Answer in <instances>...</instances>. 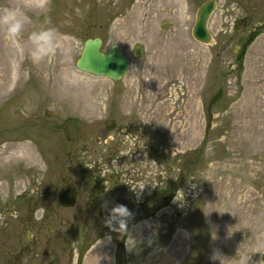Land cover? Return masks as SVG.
<instances>
[{
	"label": "rangeland",
	"instance_id": "1",
	"mask_svg": "<svg viewBox=\"0 0 264 264\" xmlns=\"http://www.w3.org/2000/svg\"><path fill=\"white\" fill-rule=\"evenodd\" d=\"M216 4L212 40L202 43L191 34V0H49L43 10L0 0L30 18L15 41L0 30V264H115L122 230L94 242L98 226L59 204L60 175L106 134V117L124 123L141 101L136 110L161 111L163 124L135 146L126 135V205L163 192L126 231L127 264H264V0ZM48 27L59 47L34 64L28 37ZM254 31L239 65L235 44ZM94 36L129 58L122 79L76 68Z\"/></svg>",
	"mask_w": 264,
	"mask_h": 264
},
{
	"label": "flooded vegetation",
	"instance_id": "2",
	"mask_svg": "<svg viewBox=\"0 0 264 264\" xmlns=\"http://www.w3.org/2000/svg\"><path fill=\"white\" fill-rule=\"evenodd\" d=\"M191 1L193 6L196 5L193 17V29L196 22L198 10L200 6L207 0H202L198 4L197 0ZM216 7V0H214V10L212 14L216 10ZM211 15L209 16L207 21V28L212 37V32L209 29V20ZM237 20L238 19L234 18L233 22L236 28L238 27V21L244 26L247 25V19L241 18L238 21ZM226 26L227 25H225V27ZM94 37L101 38L100 36ZM101 40L103 45V38H101ZM224 43H226V40L223 39L221 35L217 36L215 44ZM244 43L245 42L241 41L235 44V47H237V50H239H235L236 54H239ZM140 103L142 104L136 106L137 109L143 106V104L145 105L144 101H141ZM136 108L130 109L126 112L127 116H125L124 118V123L119 120L120 117H118L117 115H110L106 117L102 123L103 130L106 131V134H104L103 136H95V146L87 143L85 152H82V154H75L74 158H71L69 160L70 165L67 166L68 174L60 175L61 186L62 180H67L74 185L76 191V199L72 207L62 206L58 198L59 204L64 208L75 209L76 213L80 216L81 221H84L87 217H89L88 221H92V224L98 226V233L93 240L94 242L103 237L106 229H109L110 227H112L113 231L115 229H117V231L118 229L122 230L121 235H119L114 242L113 254L115 264H118V251H121L123 253V264H127V227L130 226V229L138 220H140L135 217L137 215V212L144 206L148 205L149 202H156L159 195H161L163 192L162 189L154 190L148 198H144V200H142L141 202H137L135 206L128 207L126 205V135L134 137L133 145L135 146V144L140 139L143 140L142 137L147 131L160 128L163 124V119L160 116L158 119L155 117V114H160L161 111H158L157 113L154 112L151 114H147L145 109L136 110ZM107 120H111L113 123L111 129H107L104 125V122ZM169 120H171V117H169ZM156 146L157 147H154L155 153L158 152L159 148L163 147L161 144H158ZM189 176V174H186L187 178ZM182 177H185V175H182ZM184 179L179 178L172 182V186L166 191L167 193H169L167 196L168 198L171 197L181 186H183V183L185 181ZM64 189L65 188L62 186V191L60 193H62ZM115 205H124L127 207V209L133 210V213H131V215L126 220V229H120L118 220L109 222V218H107V215L110 216V211ZM161 206L162 203L160 202V204L155 206L153 210L156 211L160 209Z\"/></svg>",
	"mask_w": 264,
	"mask_h": 264
},
{
	"label": "water",
	"instance_id": "3",
	"mask_svg": "<svg viewBox=\"0 0 264 264\" xmlns=\"http://www.w3.org/2000/svg\"><path fill=\"white\" fill-rule=\"evenodd\" d=\"M214 10V0L204 2L197 13L196 22L192 29L194 38L202 43H209L212 40L211 34L207 28V21ZM143 54V47L135 45L132 48V55L139 57ZM78 70L93 76L106 77L112 81L122 79L128 72L130 62L122 48L118 44L111 45L108 49H102V40L99 37H89L83 42L80 54L75 61ZM107 129H111L113 123L110 120L104 122ZM62 186L65 188L59 194V201L62 206L72 207L76 199L75 187L67 180H62ZM129 210V209H128ZM130 214L133 210H129ZM52 224H45V232L49 233ZM30 230H26L25 238H30ZM117 263L123 264V253L118 251Z\"/></svg>",
	"mask_w": 264,
	"mask_h": 264
},
{
	"label": "clouds",
	"instance_id": "4",
	"mask_svg": "<svg viewBox=\"0 0 264 264\" xmlns=\"http://www.w3.org/2000/svg\"><path fill=\"white\" fill-rule=\"evenodd\" d=\"M48 3L49 0H22L23 7L40 10L45 9ZM27 22H30V18L20 6L0 7V30H3L10 42L17 40ZM28 39L32 46L30 58L34 64H39L45 59L52 57L59 47L57 31L52 27L33 31ZM130 215L126 206L115 205L110 211L109 222L118 220L120 229H126V220ZM3 219L4 216L0 215V221H3Z\"/></svg>",
	"mask_w": 264,
	"mask_h": 264
},
{
	"label": "trees",
	"instance_id": "5",
	"mask_svg": "<svg viewBox=\"0 0 264 264\" xmlns=\"http://www.w3.org/2000/svg\"><path fill=\"white\" fill-rule=\"evenodd\" d=\"M256 34H257L256 31L255 32H252L251 35H250V37L248 38V40L243 44L242 49L240 50L239 55H238L239 65H241V62H242V59H243V56H244V52H245V48H246L247 43H249L255 37ZM129 227L130 226L127 227V230L129 229Z\"/></svg>",
	"mask_w": 264,
	"mask_h": 264
},
{
	"label": "bare ground",
	"instance_id": "6",
	"mask_svg": "<svg viewBox=\"0 0 264 264\" xmlns=\"http://www.w3.org/2000/svg\"><path fill=\"white\" fill-rule=\"evenodd\" d=\"M25 155H29V156H31V154H30V152H26V150H25V153H24ZM26 158V157H25ZM28 159V158H27ZM30 160V159H29ZM33 161H35V159L33 158Z\"/></svg>",
	"mask_w": 264,
	"mask_h": 264
}]
</instances>
